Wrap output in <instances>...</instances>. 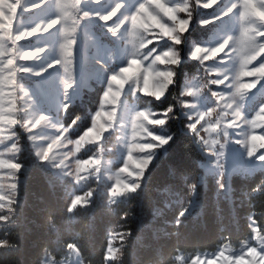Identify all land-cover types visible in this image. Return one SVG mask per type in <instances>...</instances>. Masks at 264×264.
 Instances as JSON below:
<instances>
[{
    "label": "snow or ice",
    "instance_id": "obj_1",
    "mask_svg": "<svg viewBox=\"0 0 264 264\" xmlns=\"http://www.w3.org/2000/svg\"><path fill=\"white\" fill-rule=\"evenodd\" d=\"M99 3V0H96ZM198 5L203 8H212L219 0H196ZM47 3V0H38L37 3L30 6L22 5L21 0H0V85L5 81L12 91L8 94L15 97L16 91L23 93L25 99L24 112L26 116L30 115L23 123V127L29 132L30 140H37L41 137L35 135L37 129L42 125L57 128V134L54 137H42L50 141L46 145L39 146L36 149V156L41 162L51 164L53 168L64 170L67 165L64 160L57 163L56 152L59 148L65 146V136L70 128L64 125H55L48 123V117L43 113H27L30 107V97L27 90L20 83V73H32L35 76L42 75L48 68L60 66L64 73V99L67 101V91L71 89L75 83L74 72L71 70L75 59V48L77 44L76 33L81 21L90 15L98 16L100 20L107 23L113 20L124 7L123 0H116L114 5L106 13H90L81 8V0H75V3L68 5L62 0H55V8L57 14L47 21H41L31 27H25L14 30V21L18 18V9L23 11H31ZM71 8V12L69 11ZM234 10H238L239 16V34L229 35L215 46H205L192 43L189 51L191 59L204 64L206 61H216L220 54L223 53L229 59L237 58L238 68L236 69L231 84L226 85L228 89L234 91L218 92L212 91L215 98L216 107H223L224 114L230 119L224 123L223 128L220 127V121L215 123L209 121V117L215 111L209 107L206 110H197L189 115V123L187 127L200 141L208 146V153L216 157V164L220 168L221 178H223V164L220 163V157L223 156L224 144L220 145V151H216L211 145L217 141H210L201 136V131L215 133L217 135L223 132L225 137L229 136V128L239 129L242 125L248 126L250 131L243 133V139L235 140V143L242 145L246 149L248 158H255L260 162H264V132L257 133L255 129H264V103H261L254 114L246 115L243 111L242 101L245 100L249 92L254 89L257 84L264 81V0H233V3L222 13L228 15ZM186 13L187 18H182L179 14ZM219 17H213L218 19ZM192 20V11L188 0L176 2V0H143L136 5L135 9L124 15L114 26H109V31L116 35L125 24H130V31L133 36L137 37V41L133 46V51L129 56L127 63L117 70L110 72L107 77L105 90L101 99V110L95 112L91 117V126L83 132L75 141L68 140L69 144H74L73 155L85 144H99L106 131L113 128L118 119H122L118 115V107L121 106V96L126 86H132L133 92L156 100L163 98L169 88L175 83L176 66L181 61L180 49L177 45L183 43L184 34L188 31ZM202 24H209L211 20H202ZM59 28L61 40L58 46V57L48 63L39 70H33L27 67L25 63L36 60L47 51V46L36 47L30 50H22L18 46V42L28 40L36 35L48 33L50 30ZM167 39L171 41V45L157 53L155 48L149 50L148 45L153 42ZM5 40H10L12 47H6ZM147 50V51H145ZM147 62V66H145ZM221 62H223L221 60ZM255 62V63H254ZM214 71L218 78L211 79L210 84L225 85L228 81V69L212 67L206 69ZM6 73V75H5ZM223 78H219V77ZM245 78H247L245 80ZM187 95L196 96L199 93L198 88L186 85ZM4 95L0 90V96ZM221 101L223 104L221 105ZM10 107L4 110L0 107V113L7 111V115L0 114V123L11 127L20 120L16 119L18 110L14 107L15 100L9 101ZM110 105L109 111H103L104 105ZM69 103L62 105V111H67ZM184 108H194V104H184ZM173 114V108L168 107L165 111L154 115L150 109L136 110L131 119V138L127 144V154L123 159V164L117 169L115 181L109 189V195L112 200L128 193L135 192L141 186V181L145 172L149 168L155 150L169 143L172 139L170 135H161L153 131L156 127L167 125L170 115ZM79 119V118H77ZM73 125L76 123L74 120ZM2 131V130H0ZM13 137L15 133H12ZM11 139V137H9ZM12 151H18L15 143L12 144ZM65 159L67 153L64 154ZM75 172H65L66 175L72 176L74 182L79 184L87 179L89 169L97 173L99 179V171L101 169V161L97 156L89 157L87 160H76ZM0 167H6L13 173L16 183L11 185L13 196L17 191L18 178L17 175L21 169V164L11 160H0ZM85 173V174H82ZM187 180V177H184ZM135 181V182H133ZM191 193L195 191L196 184L189 185ZM221 188L225 187L224 182L220 184ZM12 196V197H13ZM93 193L89 191L83 196L76 195L72 198L69 211L71 212L77 206H87L91 202ZM12 197L0 194V201H7V205L0 203V208L10 206L14 203ZM188 209L185 208L180 213L185 214ZM253 223H255L253 221ZM252 232L259 234V227H252ZM264 240V236L259 237ZM111 249H106V259L112 257L108 254ZM192 264H264V245L259 249L255 246L248 245L246 251L238 256L226 255V252L218 251L212 259H202L200 256L193 257Z\"/></svg>",
    "mask_w": 264,
    "mask_h": 264
},
{
    "label": "rangeland",
    "instance_id": "obj_2",
    "mask_svg": "<svg viewBox=\"0 0 264 264\" xmlns=\"http://www.w3.org/2000/svg\"><path fill=\"white\" fill-rule=\"evenodd\" d=\"M38 0H21L22 5L30 6L31 4L37 3ZM62 2L71 5L75 3V0H62ZM116 0H81V8L84 11L90 13H106L114 5ZM143 2V0H140ZM167 2V0H166ZM176 2H182V0H176ZM204 2V0H201ZM139 3V0H123L124 7L118 13L113 20L105 23L100 20L98 16L90 15L81 21L76 33L77 44L75 48V59L71 70L74 72L75 83L71 89L67 91V101H65V89H64V73L60 66H55L48 68L40 76H35L32 73H20V83L27 90L29 97L30 107L27 109V113H43L49 119V124L64 125L69 127L70 130L65 134L67 139L64 141L65 146L59 148L56 152L57 163L60 160H64L67 168L56 169L47 162H41L36 156V149L39 146L46 145L47 141L42 137H54L57 134V128L51 126L42 125L36 130L35 135L41 137L35 141L29 139V132L22 125L27 120L30 119V115L26 116L24 112L25 99L23 93L16 91L15 97H10L8 94L12 91L11 87L8 86V82L5 81L3 85H0V90L4 95L0 96V107L7 110L10 107L9 101L15 100L14 107L18 110L16 119L20 120L21 123L16 124L11 127L6 124L0 123V160H11L21 164V169L17 175L19 186V181L21 180V173L26 169V166L21 162V149H22V139L28 141V149L31 156L37 163H40L47 168L51 169L55 174H57L61 179H69L70 182H65L69 185L74 196L88 193L89 190H85L87 182L89 179L94 178L97 182L107 181L109 183V189L115 181L114 174L117 169L123 164V159L127 154V144L131 138V119L136 110L140 109H150L154 115L159 116L160 113L165 111L168 107L173 108V114L170 115L167 125L163 127H156L153 131L161 135H171L169 130L170 120L173 118H178L182 122V125L192 133L197 141L199 142L201 151L206 157L201 162L202 175L206 174H217L218 179L223 180L225 184V189L230 188V177L232 172H245L253 173L258 169L264 168V162H260L253 158H248L246 155V149L235 143V140L243 139V133L250 131L248 126L242 125L239 129L229 128V136L225 137L221 131L219 135L215 133H208L201 131V136L204 139L211 141L215 140L217 143L211 145L216 151H220V145L224 144L223 156L220 157V163L223 164V178H221L220 168L216 164V157L208 153V146H205L201 141L200 137H197L192 131L187 127L190 122L188 117L197 110H206L209 107L215 109L209 121L215 123L217 120L220 121V127L223 128L224 123L230 119L229 116L224 114L223 107H216L215 98L212 96V91L227 92L234 91V89H228L226 85L231 84L233 80V75L238 68V59L225 57L223 53L216 61H206L201 64L199 61L193 60L189 56L190 47L193 42L205 46H215L221 42L224 38L229 35L239 34V16L238 10H234L228 15H222L227 8L233 3V0H219V2L212 8H203L198 5L196 0H188L192 11V20L188 31L184 34L183 43L177 45L176 47L180 49L181 61L178 66H176V77L175 83L169 88L166 95L160 100H156L152 97L144 96L139 92H133L132 86H126L124 93L121 96V106L118 107V115L122 119H118L114 124L113 128L105 132L101 142L99 144H85L80 151L75 152L73 155L74 144H69L67 141H75L83 133L74 136L72 134V124L67 123L64 119L65 111H62L63 103L73 101L81 92L82 89L95 90L98 87L101 91V99L103 91L105 90L107 77L110 72L117 70L119 67L125 65L129 56L133 51V46L137 41V37L133 36L130 31V24H125L120 31L113 35L109 31V26H114L120 21V19L126 15L130 14ZM71 12V8H69ZM57 14L55 8V0H47V3L35 8L31 11H23L22 8L18 9V18L14 21V30L31 27L38 22L47 21ZM182 18H187L186 13L179 14ZM213 17H219L218 19H213ZM202 20H211L209 24H202ZM58 25L55 29L50 30L48 33L36 35L25 41L18 42V46L22 50H30L36 47L47 46V51L42 54L36 60L21 62L25 63L27 67L33 70H39L45 67L48 63L55 60L58 57V46L61 40L59 35ZM6 47L11 49L12 44L10 40H5ZM171 45V41L164 39L158 42H153L152 45H148L149 50L155 48L157 53L164 50ZM147 51V50H145ZM221 60L223 62H221ZM255 63V62H254ZM147 66V62H145ZM218 67L221 69H228V81L225 85H213L209 81L211 79L218 78L217 73L214 71H207L206 69ZM93 73L97 76L94 77ZM6 75V73H5ZM80 82H77L78 79ZM219 78H223L222 76ZM247 78H245L246 80ZM96 83H98L97 86ZM186 85L199 89V93L196 96L187 95ZM221 105L223 101L220 102ZM264 103V81H261L257 86L252 89L244 101L243 111L246 115L254 114L253 112L256 108ZM184 104H194V108H184ZM101 100L98 106V110H101ZM110 105L105 104L103 111H109ZM0 114L7 115V111ZM91 126V125H90ZM89 126V127H90ZM86 131V130H85ZM259 134L264 132V129H255ZM15 133L13 137L12 133ZM11 137V139H9ZM15 143L18 147V151H12L11 146ZM168 144L163 145L155 150L153 160L150 164L157 159L158 155L163 152ZM264 151V150H261ZM65 153H67V158L65 159ZM101 161V169L98 173L99 179H97V173L89 169V174L87 179L81 181L79 184L74 182L72 176L66 175L65 172L72 171L75 172L76 160H87L89 157L97 156ZM149 166V167H150ZM149 169V168H148ZM147 169V170H148ZM146 173L141 181V184L145 180ZM85 174V173H82ZM135 182V181H133ZM16 183V179L13 178V173L6 167H0V194L12 197L13 193L11 190V185ZM98 185V184H97ZM128 192L111 202L116 203L118 201L127 199ZM17 198V191L12 197L15 202ZM7 205V201H0ZM13 203L10 206L0 208V231L9 222V218L13 212ZM252 227H258L256 224H252ZM250 229L248 236L242 240L240 243L225 242L213 249L199 250L196 253H181L177 256V261L174 264H192L193 257L200 256L202 259H212L215 257L218 251H225L226 255L238 256L242 252L246 251L248 245L255 246L258 249L264 245V240L259 237L264 236L261 231L259 234L253 233ZM121 239L120 234H113L110 239V243L107 249H111L108 253L112 258L107 259V261H117L120 257L122 243L119 242ZM3 241L0 237V247ZM39 264H88L80 255L77 247H73L69 253L62 257H57L54 254L44 253L41 257Z\"/></svg>",
    "mask_w": 264,
    "mask_h": 264
},
{
    "label": "trees",
    "instance_id": "obj_3",
    "mask_svg": "<svg viewBox=\"0 0 264 264\" xmlns=\"http://www.w3.org/2000/svg\"><path fill=\"white\" fill-rule=\"evenodd\" d=\"M100 100L96 87L82 89L69 102L64 119L72 124L74 136L91 125ZM169 130L172 139L137 191L113 203L109 183L91 178L85 187L93 193L90 204L71 212L74 193L65 184L69 179L37 163L22 139L26 169L9 223L0 231V264H39L44 253L62 257L73 247L88 264H117L105 258L113 234L121 236L118 264H174L181 253L240 243L252 224L264 233V168L232 172L226 190L217 174L202 175L206 157L178 118L170 120ZM191 183L196 184L192 193Z\"/></svg>",
    "mask_w": 264,
    "mask_h": 264
},
{
    "label": "bare ground",
    "instance_id": "obj_4",
    "mask_svg": "<svg viewBox=\"0 0 264 264\" xmlns=\"http://www.w3.org/2000/svg\"><path fill=\"white\" fill-rule=\"evenodd\" d=\"M93 75H94V77L97 76L96 73H93ZM80 81H81V79L79 78V79L77 80V82H80Z\"/></svg>",
    "mask_w": 264,
    "mask_h": 264
}]
</instances>
